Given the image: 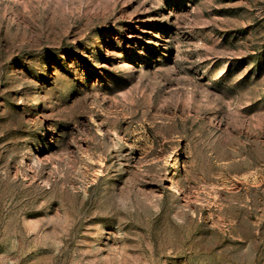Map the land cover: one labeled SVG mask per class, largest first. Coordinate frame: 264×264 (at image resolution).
Returning <instances> with one entry per match:
<instances>
[{"label": "rangeland", "instance_id": "1", "mask_svg": "<svg viewBox=\"0 0 264 264\" xmlns=\"http://www.w3.org/2000/svg\"><path fill=\"white\" fill-rule=\"evenodd\" d=\"M0 264H264V0H0Z\"/></svg>", "mask_w": 264, "mask_h": 264}]
</instances>
